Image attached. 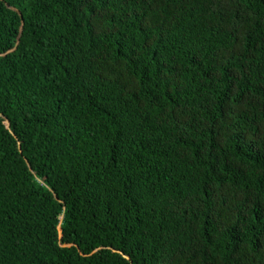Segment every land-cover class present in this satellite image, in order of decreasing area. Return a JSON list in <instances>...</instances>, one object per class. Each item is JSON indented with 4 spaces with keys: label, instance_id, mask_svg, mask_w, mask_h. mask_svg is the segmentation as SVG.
<instances>
[{
    "label": "trees",
    "instance_id": "trees-1",
    "mask_svg": "<svg viewBox=\"0 0 264 264\" xmlns=\"http://www.w3.org/2000/svg\"><path fill=\"white\" fill-rule=\"evenodd\" d=\"M0 264H264V0H0Z\"/></svg>",
    "mask_w": 264,
    "mask_h": 264
}]
</instances>
